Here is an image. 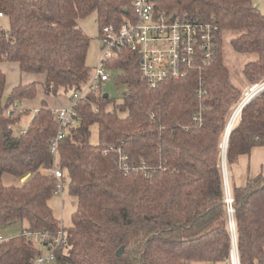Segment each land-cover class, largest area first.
Segmentation results:
<instances>
[{
  "label": "trees",
  "instance_id": "trees-1",
  "mask_svg": "<svg viewBox=\"0 0 264 264\" xmlns=\"http://www.w3.org/2000/svg\"><path fill=\"white\" fill-rule=\"evenodd\" d=\"M132 1L0 0V63L44 76L6 93L0 67V224L27 223L0 244V264H32L41 249L26 232L56 237L61 229L57 264H229L233 230L220 145L241 90L230 80L221 33L238 32L231 40L235 50L255 54L244 65L247 80L264 79V13L252 0H160L159 10L217 29L209 62L151 88L132 54L119 57L110 66L124 71L116 78L127 87L121 102L90 94L77 107L80 122L57 156L51 152L58 123L47 98L71 93L92 74L91 38L79 20L96 12L101 30L132 15ZM39 85L45 98L25 133H16L29 112L22 101L36 98ZM257 95L231 129L229 165L264 145V90ZM94 125L98 143L91 141ZM54 163L78 200L70 227L50 205L58 180L46 170ZM6 174L20 182L6 184ZM229 194L240 264H264V173L243 186L231 181Z\"/></svg>",
  "mask_w": 264,
  "mask_h": 264
},
{
  "label": "built area",
  "instance_id": "built-area-1",
  "mask_svg": "<svg viewBox=\"0 0 264 264\" xmlns=\"http://www.w3.org/2000/svg\"><path fill=\"white\" fill-rule=\"evenodd\" d=\"M160 0H133V13L120 23L106 24L100 34L103 42L99 63L93 68L89 80L71 92L69 105L54 110L58 126L50 140L54 157L58 154L60 142L68 130L81 119L78 105L92 94L106 93L107 84L112 80L110 64L128 53L138 60L142 78L149 87L154 88L168 80L184 78L195 67H202L214 55L217 46L212 24L190 18L184 14H169L158 8ZM2 15V13H1ZM258 87L255 91L254 89ZM264 90V82L250 88L254 95ZM21 134L25 130L20 131ZM58 180L55 195L64 191L63 171L54 163L46 170ZM228 194L229 206H231ZM230 208V207H229ZM36 245L42 246L46 253L36 256L32 264H46L56 260V250L64 240V231L56 237L48 231L26 232ZM5 238L0 235V244Z\"/></svg>",
  "mask_w": 264,
  "mask_h": 264
},
{
  "label": "rangeland",
  "instance_id": "rangeland-1",
  "mask_svg": "<svg viewBox=\"0 0 264 264\" xmlns=\"http://www.w3.org/2000/svg\"><path fill=\"white\" fill-rule=\"evenodd\" d=\"M252 1H253L254 5L256 7H258V9L262 13H264V0H252ZM0 16H3V13H2V15L0 13ZM1 18H4V17H1ZM1 20L3 21L4 26L6 28H9L7 20H4V19H1ZM79 26L91 38L90 47H89V50L87 53V64L91 67V69L93 71V68L99 63L100 53H101L102 45H103V42L101 39V34H100L101 30H100V25H99L98 18H97V13L92 12L89 15H87L86 17L81 18L79 20ZM237 33L238 32H236V31L231 32L228 30H224L221 33L222 38H223L224 62L229 67L230 80L234 85H236L241 90V94L239 96L238 101L233 105V112H232V114L228 120L227 127H228L231 119L233 118V115L236 112L237 107L239 105H241V103L244 101L247 94H249L251 92L250 88L255 84H261L264 82V79H262L257 83H250L247 80V78L245 77L244 72H243L244 65L248 61L254 59L255 54L243 53V52H238L237 50H235V48L232 46L231 40ZM119 60H120V58L117 59V61H119ZM134 60H135V58H134ZM12 63H14V62H12ZM18 66L19 65L17 64V67ZM123 72L124 71L121 68H113V70H111L112 80L107 84V88H106V93H108L110 95V98H112L116 103L121 102L123 93L127 89L126 84L122 80H118V79L116 80L117 77L122 76ZM8 73H9L8 74V83L10 82V85H12L11 83L18 82L21 79L22 73L20 72L19 67L17 70H14V71L12 70ZM29 74H31V73H26L25 75L22 74L23 75L22 79L26 80L25 76L29 75ZM259 93H257V94H259ZM257 94H255V96H253L251 98L255 99L256 96H258ZM70 95H71L70 92H69V94L68 93L62 94L61 95L62 98L58 99V101H56V104L58 106L63 105L64 100L68 99ZM43 96L44 95H42V93H41L34 99H24L22 101L21 107L24 109H29V112L25 113L22 116V119L20 120V122H18V124L15 125L14 131L16 133L20 132L21 130H25V128L29 125L31 117L35 111L34 108H36L39 105V100L42 99ZM251 98L248 100L247 103L243 104V106L241 107V110H238V114H237L238 117H235L231 129H233L241 121L243 109L249 104L250 101H252ZM68 105H69V103H68ZM108 107H109V109H113L114 103L110 104ZM227 127L221 136V145L223 143V137L226 134ZM91 141H92V143H98V141H99V131H98V127L96 125L92 126ZM221 145H220V147H221ZM226 152L228 153V150H226ZM223 156H224V153H223V150L221 147L220 162H221V167L223 169V174H224L225 179L227 180V177H228V185L226 184L225 187L229 193V190L231 187V181H232V178H231L232 176H231L230 171H229V168L231 166L228 164L226 153H225V156L224 157ZM251 160H252V167H253V164L255 162V158L251 159ZM3 179H4V182L6 184H11V183H14L15 181H16V183L20 182V181H17L18 179L13 178L9 174L4 175ZM21 181H23V180H21ZM63 185H64L63 193H60L59 195H53L50 199V205L52 207V210H53L55 216L60 220L61 225L64 227H70L73 223L72 216H73L74 211L77 208L78 200H77L76 196H74L70 193L69 180L67 177H65ZM230 207H232V206H230ZM26 224H27L26 221H21V220L16 221V222H12V223H7V224H0V235H2L5 239L20 235ZM38 247L41 249V251L43 253H46V250L42 246H38ZM234 249L236 250V253H237V264H240L235 241H234L232 251ZM232 256L233 255L231 252V259H230L229 264H233V262L235 263ZM46 264H57V261L54 259V260L47 262Z\"/></svg>",
  "mask_w": 264,
  "mask_h": 264
},
{
  "label": "crops",
  "instance_id": "crops-1",
  "mask_svg": "<svg viewBox=\"0 0 264 264\" xmlns=\"http://www.w3.org/2000/svg\"><path fill=\"white\" fill-rule=\"evenodd\" d=\"M0 67L5 71L7 75L6 93H9L13 89V87H15L17 84L22 83V82L29 83L32 81H39V82L44 81L43 75H35V74L26 75L25 76L26 80H23L22 76L25 75L26 73H22L20 71L23 74V75L21 74V79L18 82L11 83L12 85H10V82L8 83V74H9L8 72L12 70L13 71L17 70L19 66L17 67V63L4 62V63H0ZM41 93L42 95H44L43 88L41 85H39L38 95ZM44 98L45 96L42 97V99ZM60 98H62L61 95L58 97H48L47 102H48L49 107L53 110H56L58 108L67 106L70 100V96L68 99L64 100L63 105L58 106L56 104V101H58V99ZM42 99L39 100V105L36 108H34L35 110H37L41 106ZM254 158H255V162L252 167L251 159H254ZM230 166L231 167L230 168L228 167V168L232 176L231 177L232 181H234L237 185H240V186L245 185L249 177H253L260 173H264V145L254 147L250 154L241 155L239 157V160Z\"/></svg>",
  "mask_w": 264,
  "mask_h": 264
},
{
  "label": "bare ground",
  "instance_id": "bare-ground-1",
  "mask_svg": "<svg viewBox=\"0 0 264 264\" xmlns=\"http://www.w3.org/2000/svg\"><path fill=\"white\" fill-rule=\"evenodd\" d=\"M258 87H256L255 89H254V91L257 89ZM253 96H255L253 93H249V94H247V96L245 97V99H244V101L241 103V105H239L238 107H237V109H236V112L234 113V115H233V118L231 119V121H230V123H229V125H228V127H227V131H226V134L224 135V137H223V143H222V145H221V147H222V150H223V153H224V156H225V153H226V150H227V147H228V144H229V132H230V130H231V128H232V124H233V121H234V119H235V117H238V110H241V107L243 106V104H245V103H247L248 102V100L251 98V97H253ZM252 99V98H251ZM223 156V157H224ZM224 161V160H223ZM226 166V165H225ZM225 181H226V184L228 185V179L226 180L225 179ZM234 241H235V238H234ZM235 244H236V242H235ZM236 248H237V244H236ZM237 252H238V249H237ZM232 257H233V259H234V261H235V263L233 262V264H237V253H236V250L234 249L233 251H232ZM239 256V255H238ZM240 262V261H239Z\"/></svg>",
  "mask_w": 264,
  "mask_h": 264
},
{
  "label": "water",
  "instance_id": "water-1",
  "mask_svg": "<svg viewBox=\"0 0 264 264\" xmlns=\"http://www.w3.org/2000/svg\"><path fill=\"white\" fill-rule=\"evenodd\" d=\"M104 96L107 98V97H109V94L106 93V94H104ZM7 100H8V98H5V99H4V103H5ZM230 133H231V130H230V132H229V138H230ZM228 145H229V144H228ZM227 150H228V147H227ZM226 156H227V152H226ZM27 177H28V176L23 177L22 180L25 181V180L27 179ZM224 178H225V177H224ZM225 185H226V182H225ZM227 192H228V190H227ZM228 194H229V193H228ZM229 211H230L231 224H232L231 226H232V230H233V245H234V238H235V242H236V237H235V230H234V222H233V214H232L233 209H232V207L229 208ZM237 249H238V248H237Z\"/></svg>",
  "mask_w": 264,
  "mask_h": 264
}]
</instances>
